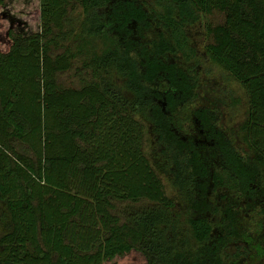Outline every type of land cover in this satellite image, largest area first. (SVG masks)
Returning <instances> with one entry per match:
<instances>
[{"label": "trees", "instance_id": "1", "mask_svg": "<svg viewBox=\"0 0 264 264\" xmlns=\"http://www.w3.org/2000/svg\"><path fill=\"white\" fill-rule=\"evenodd\" d=\"M5 5L0 264H101L133 249L148 264H264V0H38V28L28 32L5 26ZM77 7L82 16L71 14ZM146 7L173 29L154 51L124 41L146 23ZM214 10L226 20L207 26L214 40L206 49L245 90L244 148L215 130L221 98L200 94L159 56L176 46L189 56L187 25ZM71 71L76 85L63 78ZM166 78L180 98L165 110L200 98L219 160L167 123L155 96ZM146 124L159 136L149 155ZM212 180L239 198L216 201ZM245 238L257 251L250 259Z\"/></svg>", "mask_w": 264, "mask_h": 264}, {"label": "flooded vegetation", "instance_id": "2", "mask_svg": "<svg viewBox=\"0 0 264 264\" xmlns=\"http://www.w3.org/2000/svg\"><path fill=\"white\" fill-rule=\"evenodd\" d=\"M146 0H142V2H145ZM148 9V16L146 17V23H148L149 26H146V23L142 25V29H133V32L125 35L124 41H127L129 38L132 40V42L138 46V50L142 51L143 47L146 46L147 50H153L154 51V45L158 44L160 40L169 37H172L173 29L167 25L165 20H163L160 16H153L151 15V11ZM198 26H200L198 28ZM204 26L201 23L198 24H188L186 27V33H187V46L191 49L189 52V56H186L185 53L180 49L178 51V48L176 46V51H164L159 56L163 60L170 59L171 64L174 66V70L178 73H185L188 78L191 80V82L196 81L199 86V91L204 87L207 88V91H211L212 94H210L211 97H214L215 99H220L221 95L218 93L220 88V82L217 84V78L213 77V75L206 74L203 75V63H210L215 64L213 62L211 56L208 54L206 46L205 49L202 50L199 46L196 44V36H200L204 34L206 36V31L200 29ZM165 37V38H164ZM207 38V36H206ZM158 41V42H156ZM139 43V45H138ZM207 45V44H206ZM136 48V49H137ZM193 49V50H192ZM164 53V54H163ZM167 54V55H166ZM220 67V66H219ZM167 81L162 82V80L157 81V92L156 99H158L159 103L163 104L164 111L165 107L169 104L172 96L177 99L180 98V95H177V86L172 84V81L170 78H166ZM174 93V95H172ZM200 93V92H199ZM201 94V93H200ZM171 95V96H170ZM227 94L224 98H226ZM169 98V99H168ZM231 98V97H229ZM222 99V98H221ZM217 103V106L220 107V114L217 117V120H215V130L220 129L224 134H226L229 138H235L236 142L233 144L237 145L239 148L245 147V142H243V138L238 139V136L234 137L232 134L228 131L227 125L223 124L222 119L224 117L223 110L226 109H232L234 108L232 104L229 102H226L224 100H221ZM201 99H197V102L191 103L187 106L184 104H179L177 109L172 112L171 110H168L165 112L166 115V121L170 124V127L180 136L182 141H184L187 145H193L194 147H205L210 146L209 148L213 150L214 155H212L211 159L213 161H217L220 159L221 156H217V150H219L218 141H216L215 137L208 138V135L210 131H212V127H205V125L202 123L201 117L198 115V110L201 108ZM225 109V110H226ZM241 130H245V121L243 125L241 126ZM152 144H156V141L159 139V136H157L154 132H152ZM243 137V136H242ZM214 174V170L212 172V177ZM210 195L212 198L218 202H221L223 199L227 202V199L230 197L239 198L238 195H236L231 190H228L225 186L219 185L216 186L215 182L212 180L210 190ZM245 204L247 205V202L250 200L248 198H245L243 200ZM244 215H245V209H244ZM241 243L245 245V249L242 248L243 251H245V259H250V256L252 254H256L257 251H255L254 243H252L249 239L245 238L241 240ZM254 244V245H253ZM264 250V246H263ZM264 260V254L263 258Z\"/></svg>", "mask_w": 264, "mask_h": 264}, {"label": "rangeland", "instance_id": "3", "mask_svg": "<svg viewBox=\"0 0 264 264\" xmlns=\"http://www.w3.org/2000/svg\"><path fill=\"white\" fill-rule=\"evenodd\" d=\"M37 3L38 0H6V5L2 8L5 26L14 28L19 27L20 30L25 29L26 32L36 30L39 24V11L37 8ZM71 11V14L74 16L83 15V10L81 7H77L75 9H72ZM225 20L226 13L221 10H214L213 12L204 15L202 18L204 26H202L203 28L200 29L204 30V32L206 31L207 38L204 34L200 36L197 35L195 37L197 46L204 50L206 44L214 40L213 35H210L207 29L208 25H210L211 27H215L219 24H224ZM199 27L200 26H198V28ZM96 46L98 51L101 52L103 44L100 40L96 41ZM202 63V74L206 75L208 73L210 75H213V77L217 78V84H219V82L221 83L219 86V90L221 91H219L218 93L221 95L222 100L229 102V104L231 103L234 107L230 110L226 108V110H223V124L227 125V129L232 134V136H238V139H241L242 135L244 134L241 130V126L243 125L247 116V97L244 88L227 71H225L218 65L204 63V60L202 61ZM63 78L65 79V82L69 85H76L78 83L74 71L69 72L68 74L63 76ZM206 89H201L200 93L204 94ZM226 94L227 96L226 98H224ZM146 132L147 133L145 135L144 151L149 155L152 149L153 136L148 124H146ZM160 177L164 184V189L166 193L170 196H173L174 190L171 186V183L168 181L166 176L162 175ZM101 264H148V261L139 250L133 249L128 253L119 255L113 260L104 261Z\"/></svg>", "mask_w": 264, "mask_h": 264}]
</instances>
